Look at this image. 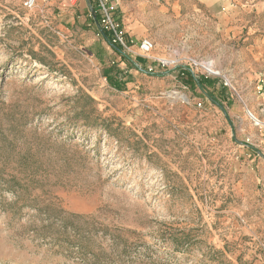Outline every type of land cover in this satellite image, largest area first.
Masks as SVG:
<instances>
[{
  "label": "rangeland",
  "instance_id": "1",
  "mask_svg": "<svg viewBox=\"0 0 264 264\" xmlns=\"http://www.w3.org/2000/svg\"><path fill=\"white\" fill-rule=\"evenodd\" d=\"M25 1L0 0V264H264V0H110L129 62L99 0Z\"/></svg>",
  "mask_w": 264,
  "mask_h": 264
},
{
  "label": "built area",
  "instance_id": "2",
  "mask_svg": "<svg viewBox=\"0 0 264 264\" xmlns=\"http://www.w3.org/2000/svg\"><path fill=\"white\" fill-rule=\"evenodd\" d=\"M35 4L36 0L25 1V5L29 8L34 7ZM98 6L101 12V29L109 33L114 44L120 46L123 50H131L124 32L121 29L120 23L115 16L116 7L110 2V0H99ZM138 49V54L140 56L150 57L155 49V43L150 38H144L140 41ZM209 66L211 67V65ZM209 70L213 72L211 68H209Z\"/></svg>",
  "mask_w": 264,
  "mask_h": 264
},
{
  "label": "trees",
  "instance_id": "3",
  "mask_svg": "<svg viewBox=\"0 0 264 264\" xmlns=\"http://www.w3.org/2000/svg\"><path fill=\"white\" fill-rule=\"evenodd\" d=\"M101 34L102 36L105 38V40L116 50L118 51L120 54L123 55V58L124 60L126 61H130V58L123 52V50L121 49L120 46L114 44L112 42V39L110 37V35L101 29ZM139 60L140 61H144V58L142 57H139ZM142 70H144V68H141ZM145 71V70H144ZM180 73L183 75V76H186V79H187V84L188 85H199L200 87H203L205 83L209 82L207 78L205 77H201V78H197L193 73L192 71L189 69V68H184V67H181L180 68ZM217 103V102H216Z\"/></svg>",
  "mask_w": 264,
  "mask_h": 264
}]
</instances>
